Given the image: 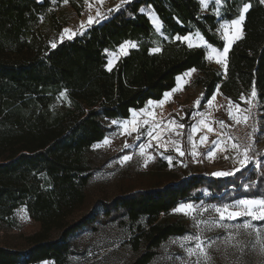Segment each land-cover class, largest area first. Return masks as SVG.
I'll return each mask as SVG.
<instances>
[{
  "label": "trees",
  "instance_id": "obj_1",
  "mask_svg": "<svg viewBox=\"0 0 264 264\" xmlns=\"http://www.w3.org/2000/svg\"><path fill=\"white\" fill-rule=\"evenodd\" d=\"M88 2L0 0V227L21 206L39 223L25 249L0 247V264H67L77 253L72 235L113 222L137 225L131 243L139 253L130 264H150L162 243L189 231L185 218L166 216L180 202L197 201L206 192L228 193L240 179L251 187L254 180L256 185L263 182L259 171L264 166L253 164L225 177L191 174L99 199L88 214L71 219L84 205L95 172L89 159L92 146L106 137L113 121L161 100L186 71L205 74L203 101L218 86L233 101L255 86L264 129L260 0H224L228 20L238 17L244 3L252 5L243 36L229 51L226 77L208 64L204 46L189 48L174 39L199 33L210 45L224 47L220 21L203 11L199 0H132L83 33L61 40L63 29L82 15ZM149 10L161 21L163 35L155 30ZM125 41L137 46L109 71L107 51ZM157 46L161 51L152 52ZM62 92L64 102L54 107ZM143 218L146 223L140 224ZM55 232L59 235L52 237Z\"/></svg>",
  "mask_w": 264,
  "mask_h": 264
},
{
  "label": "rangeland",
  "instance_id": "obj_2",
  "mask_svg": "<svg viewBox=\"0 0 264 264\" xmlns=\"http://www.w3.org/2000/svg\"><path fill=\"white\" fill-rule=\"evenodd\" d=\"M88 1L82 15L65 27L75 32L76 35L83 33L88 28L89 16L94 18L93 23L101 22L113 10L117 9V5H122V0ZM223 5L224 0H221L219 6L220 16H217L220 24L231 21L224 18ZM217 7L214 0H208V7L202 8L204 12L215 14ZM97 13H99V16ZM82 22L84 27H81ZM64 29L60 39L62 36L63 39H68V34L64 33ZM229 31L234 30L230 29ZM191 34L194 43L203 45V41L199 40L197 33ZM219 34L223 39V30H219ZM225 45L226 41L224 40ZM204 47L207 50L208 64L226 77L227 68L223 64L217 63L215 56L209 59L208 54L211 49ZM212 47L216 48L218 53L223 51V48ZM131 48L127 49V53ZM119 49L120 46L107 51V66L111 60V67L113 68L118 60L124 56ZM229 51L226 57L227 67ZM113 53H115V56L112 55ZM187 72L189 71L185 73ZM185 73L178 76L183 77V84L181 86V82L177 80L175 87L169 91L172 93L170 97L165 100L164 95L159 101H151L153 102L151 104L149 101L145 107L133 111L130 118L117 120L118 123L116 124L111 123L112 129L106 137L92 146L89 159L95 167V172L87 186L86 201L82 208L73 215L72 220L88 214L97 200H111L121 192L163 186L191 174L204 173L215 176L213 173L220 171L235 174L251 166V164H253L252 167L259 165L257 167L259 169L264 166V129L263 121L260 119L255 120L258 121L257 129L255 130L253 145L248 152L251 159L245 167L241 168L239 164V160L243 159V148L241 146L239 149L231 147L232 144H238L231 134L232 125L239 116L243 114L250 116L253 113L249 98L243 93L236 101H233L222 93L218 86L211 98L203 101L205 89L201 80L205 78V74L197 69L191 73L190 77L184 76ZM213 96H215V100H212ZM242 96L245 97L244 100L241 99ZM210 100L212 101L211 104H209ZM160 101L164 102L161 104ZM197 101H199L198 104ZM247 101H250V103ZM62 102H64V97L60 96L54 107L60 106ZM237 105H239V108L236 107ZM133 119L137 121L138 131L128 135L124 131L123 124ZM201 120L204 121L203 124L200 123ZM221 121L224 122L223 125ZM181 124L184 125L183 128L178 127ZM205 125L208 127H205ZM209 128H211V131H209ZM194 129L196 130L194 131ZM149 132L152 133L155 139L149 137ZM138 135L139 139H137ZM203 137L207 139L202 143L201 139ZM106 138L110 143H104ZM213 141L217 143L213 144ZM126 143L131 147L125 148ZM193 143L195 144V154H193ZM142 144L146 145V153L153 157V159L148 160L147 166L144 163L147 157L139 153V146ZM160 144H163L164 147H160ZM177 147L184 152L183 156L176 151ZM209 151L213 153L211 157L208 155ZM124 155H130L132 159L121 162ZM169 156L172 158L171 163L167 159ZM259 173H261L260 178L263 177V182L256 185L257 180H254L253 187H251L252 184L245 183L242 179L238 181V187L242 186L245 189L244 185L249 186L244 190L245 192L236 191L238 187L231 186L229 188L231 191L225 194L222 192L221 194L211 195L210 192H206L204 197L197 201L186 200L180 202L166 216L185 218L189 224V231L184 235L171 237L162 243L158 249V255L150 264H193L196 257H189L185 249L193 247L195 241L185 242L184 248H181L178 238L186 235H198L201 232V238L205 239L206 242L208 239L215 241L209 249L211 259L208 264H264V256L260 255V243L258 242L264 240V222L252 221L253 226L260 229L258 237L252 229L237 227V225L249 220L248 217L225 220L223 223L227 227H216L212 220L217 217V214L211 208H208V211L199 212L197 216L198 219L208 221V223L201 224L197 228L194 226L191 217L175 211L181 204L187 203L204 207L222 206L224 204L231 205L240 199L257 198L261 193H264V167ZM164 216L165 214L162 215V217ZM145 223L146 220L143 218L140 224ZM38 230L39 223L30 217L24 206H21L0 227V247L25 249L29 243L28 236ZM136 231L137 225L131 226L128 223L120 225L113 222L101 225L97 231L85 230L76 233L71 236V240L76 245L77 253L69 256L67 264H130L139 253L131 243ZM229 233H231V237H229ZM58 235L59 233L55 232L52 237ZM173 241L177 242L173 243ZM36 264L56 263L53 260H44Z\"/></svg>",
  "mask_w": 264,
  "mask_h": 264
},
{
  "label": "snow or ice",
  "instance_id": "obj_3",
  "mask_svg": "<svg viewBox=\"0 0 264 264\" xmlns=\"http://www.w3.org/2000/svg\"><path fill=\"white\" fill-rule=\"evenodd\" d=\"M65 3L68 2V0H64ZM128 0H122V4L127 3ZM199 3L202 5L203 8H207L208 7V0H199ZM214 3L218 6L216 11H215V15L216 16H220V11H219V6L221 5V0H214ZM261 4H264V0H260ZM252 7V5L250 3H244L243 7L239 10V15L237 18L232 19L231 21H225L224 23L219 25V29L218 30H223V39L226 41V45L223 47V51L219 52L217 51L216 48L212 47L211 45H208L206 41L203 40V37L197 33V37L199 38V40L203 41V45L200 44H196L193 41L192 38V34L189 33L188 35L185 36H180V35H176L174 37L175 40H178L182 43H186L187 46L189 48L192 47H198V46H206L208 48L211 49V51L208 54V58L212 59L215 56L216 62L223 64L225 68H227V53L230 49V47L232 46V44L236 41L242 38V25L243 22L245 21L246 18V13L249 11V9ZM120 5H117V10H119ZM141 12H145V9H140ZM149 14H150V19L152 24L154 25V28L157 32H160L161 35H163V32L161 31L162 29V23L159 20L158 17H156L154 14H152L149 10ZM97 15L99 16V13H97ZM94 22V18L89 16L87 24L91 25ZM81 27H84V23H81ZM230 29H233L234 31H229ZM64 33L68 34V39L73 38V36L76 35L75 32H72L70 29L65 28L64 29ZM61 39H63V36L61 37ZM137 45L133 42L130 41H125L123 44L120 45V52L124 55H127V49L129 47L135 48ZM52 47L55 48L56 44L53 43ZM107 51V50H105ZM152 52H160L161 48L159 46L154 47L153 49H151ZM113 56H115V53L112 54ZM112 61H109L108 64V70L111 71L112 70ZM195 69H191L189 70V72L185 73L184 76L190 77L191 73L194 72ZM178 82H181V86L183 84V77H177ZM179 90V89H176ZM175 91V90H174ZM65 92L61 93V96H65ZM172 95L171 92L166 93L165 94V100L170 97ZM257 96V92L255 89V86H253L251 93H250V97L251 99H255ZM242 100L245 99V97H241ZM212 100H215V96L212 97ZM164 101H160L159 103H163ZM211 100L209 101V104H211ZM250 103V101H247ZM150 104L153 102H149ZM199 103V101H197V104ZM237 108H239V105L236 106ZM141 111H145V110H141ZM149 115H151V113H149ZM248 117L244 116L243 120L247 121ZM240 121L237 120V123H239ZM113 124L118 123L117 121H113ZM145 123H147V121H145ZM201 124L204 123L203 120L200 121ZM223 121H221V124L223 125ZM124 127V131L127 132L128 135H131L132 132H137L138 131V127H137V121L135 119H133L132 121H129L127 123L123 124ZM179 128H183L184 125H178ZM205 127H208L207 125H205ZM130 128V130H129ZM196 129H194L195 131ZM255 127H253V131H255ZM209 131H211V128H209ZM149 137H152L153 139H155V137L152 136V133L149 132L148 133ZM137 139H139V135L137 136ZM206 137H203L201 139V142H205L206 141ZM105 144L110 143V141L106 138L104 141ZM216 141H213V144H216ZM160 147H164L163 144L159 145ZM125 148H130L131 145H128L127 143L124 145ZM232 148L234 149H239L240 145L238 144H232L231 145ZM146 149V145H140L139 146V153L142 156H146L147 158L145 159L144 163L145 166H147L148 160L153 159L152 156L148 155L145 151ZM176 151H178L180 153L181 156L184 155V152L180 150L179 147L176 148ZM248 152H249V147L245 146L243 148V159L239 160V164L241 166V168L245 167L249 162H250V157L248 156ZM193 154H195V144L193 143ZM208 155L211 157L213 155L212 151H209ZM132 159V157L130 155H124L122 157L121 162H126L128 160ZM167 159L169 160V163H171L172 158L169 156L167 157ZM257 167H259V165H257ZM239 170V169H237ZM234 174L233 172H215L213 173V175L215 176H227V175H232ZM254 183V182H253ZM245 189H247L249 186L248 185H244ZM208 208H211L213 212H215L217 214V217H214L212 220V223L214 224V226L216 227H227V225H225L223 222L225 220H235L239 217H248L250 218L249 220L245 221L244 223L237 225V227H242L244 229H252L253 232H255L257 234V236L259 237L260 234V229L255 228L252 224V221H261L264 222V193H261L259 197L257 198H253V199H240L235 201L233 204H224L222 206H216V205H211V206H195L191 203H187V204H181L177 209H175V211L180 212L186 216H189L193 219L194 221V226L199 228V226L201 224H207L208 221H203L197 218L198 213L199 212H203V211H208ZM236 209V210H234ZM202 236V232L201 234L198 235H186L182 238H178V242L180 244L181 248H184L185 242L188 241H195V245L193 247H188L185 249L187 255L189 257L195 256L196 260L193 262V264H208V262L210 261L211 257L209 255V249L212 246V243H214L215 241H212L211 239H208L207 242L205 239L201 238ZM229 237H231V233H229ZM177 241H173V243H176ZM260 243V255L264 256V240H260L258 241ZM253 247H255V245H253Z\"/></svg>",
  "mask_w": 264,
  "mask_h": 264
},
{
  "label": "built area",
  "instance_id": "obj_4",
  "mask_svg": "<svg viewBox=\"0 0 264 264\" xmlns=\"http://www.w3.org/2000/svg\"><path fill=\"white\" fill-rule=\"evenodd\" d=\"M251 90L252 89L248 90L244 94L251 101L252 108H253L252 112L254 114L252 113V115L250 116H247L244 114L239 116L231 127V134L234 137V139L238 142V144L242 148H244L245 146H248L249 149H251L253 142H254L255 131H253V127L257 129L258 121H255V120L260 119L262 121L261 113L259 111V102L256 100V98L251 99L250 97ZM244 116L248 117L247 121L243 120ZM237 120H239L240 122L237 123Z\"/></svg>",
  "mask_w": 264,
  "mask_h": 264
}]
</instances>
